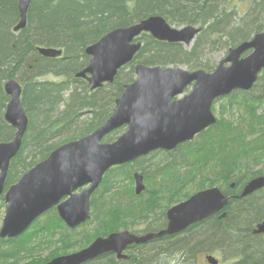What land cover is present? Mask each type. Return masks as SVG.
Segmentation results:
<instances>
[{
	"label": "trees",
	"instance_id": "obj_1",
	"mask_svg": "<svg viewBox=\"0 0 264 264\" xmlns=\"http://www.w3.org/2000/svg\"><path fill=\"white\" fill-rule=\"evenodd\" d=\"M17 2L0 0V143L10 141L14 135V129L3 118L8 102L3 89L5 82L14 79L21 85L22 107L29 121L21 150L10 163L6 187L46 158L56 141L74 140L102 125L112 114L115 99L121 95L123 86L132 82L136 64L211 72L216 64L208 62L205 58L207 54L220 50L226 53L229 48L249 41L264 30V0H32L25 28L15 33L13 29L19 21ZM238 5L243 9H236ZM238 15L241 16L237 18ZM149 16H160L170 26L197 25L200 31L188 49L181 44L160 42L148 34H142L139 38L142 46L133 61L119 70L112 84L97 90L91 91L84 82L74 79V74L88 64L89 58L85 54L88 46L111 30L133 25ZM41 47L62 50V58L39 56L36 49ZM262 74L254 87L260 84L262 96L259 92V96H253V88L246 93L233 94L228 99L229 108L226 111L230 112L233 108L238 110V123L241 126L237 124L236 127L240 126L238 128L241 130L232 123L218 121L191 143L179 146L172 157H177L179 162L187 157L201 161L204 158L201 154H208L214 148L205 151L206 148L199 144L198 157L188 148L203 137H208L212 145L221 143L222 138L224 143H231L241 137L240 142L246 144L258 142L257 136L263 138L264 132L260 130L264 129V72ZM48 77L53 80H48ZM254 107L261 110L262 117L255 116ZM240 109L246 111L247 115L252 113L255 121L249 122ZM227 128L232 129L229 132ZM223 129L226 130L223 132ZM254 129H258L255 131L257 136L252 134V140H246ZM119 132L111 133L104 141H111ZM256 152L252 150L253 154ZM152 155L121 166L109 175L107 172L91 196L92 219L89 223L98 215L105 217L107 214L100 212V209L113 204L109 196L105 197V183L115 177L117 171L125 172V175L139 172L153 179L170 169L168 161L160 162L159 168H156L154 160H151ZM161 156L169 158L164 154ZM182 167H186V164ZM149 170L152 172L148 173ZM231 191L224 188L225 194L235 193ZM164 198L158 210L156 205L151 207L148 203L144 204L137 218L143 225L140 231H131L133 222L119 223L113 226L112 231L130 229L135 234L159 231L168 209L166 206L170 203L167 197ZM225 210L227 216L222 220L213 216L203 221L196 230L147 245L129 247V262L107 255L85 264H198L199 258L196 257L202 253L216 255L220 258L219 264H264V248L260 242L263 239L260 236L255 239L251 234L253 226L264 217V192L244 199H230ZM159 217L162 220L155 219ZM60 229L68 231L57 213L49 211L17 239L0 240V248L6 245L14 249L13 255H19L25 251L24 247L39 243L45 235L53 232L50 230ZM86 242L85 247L90 240ZM5 255L6 252L0 251V258Z\"/></svg>",
	"mask_w": 264,
	"mask_h": 264
},
{
	"label": "water",
	"instance_id": "obj_2",
	"mask_svg": "<svg viewBox=\"0 0 264 264\" xmlns=\"http://www.w3.org/2000/svg\"><path fill=\"white\" fill-rule=\"evenodd\" d=\"M31 1L18 0L19 21L14 32L25 28ZM198 32L199 28L195 26L172 28L160 16H149L133 25L116 28L85 49L89 62L76 77L85 79L94 91L113 83L118 71L132 62L141 48V43L136 42L140 34L147 33L160 42L189 46ZM37 50L48 58L61 54L52 49ZM262 70L264 30L250 41L228 49L210 73L137 64L135 79L123 87L112 114L102 125L91 134L55 149L4 192L10 162L19 153L28 126L20 99L21 86L14 79L6 82L4 92L9 101L4 119L15 133L12 140L0 143V199L5 204L0 239L17 238L54 207L69 229L84 224L90 219V197L111 167L131 163L154 151H172L191 141L215 125L211 112L213 102L236 91H248ZM190 85L191 92L175 100ZM122 127L126 130L115 142L102 143L105 136ZM135 179V193L139 195L143 191L142 180L137 176ZM84 187L88 188L76 193ZM262 187L264 178L255 179L241 197ZM226 200L217 189L199 192L167 211V226L162 231L142 236L127 231L114 232L96 238L80 252L45 264H85L109 254L119 258L129 246L178 235L220 211ZM255 233L264 234V222L257 226ZM206 260L208 264H218L212 257Z\"/></svg>",
	"mask_w": 264,
	"mask_h": 264
},
{
	"label": "rangeland",
	"instance_id": "obj_3",
	"mask_svg": "<svg viewBox=\"0 0 264 264\" xmlns=\"http://www.w3.org/2000/svg\"><path fill=\"white\" fill-rule=\"evenodd\" d=\"M239 8L240 10L243 7L239 5L236 6V9ZM241 15H238L239 18ZM225 52L220 51H211L209 54L206 55V59L208 62L217 63L224 58ZM263 75V74H262ZM135 76V75H134ZM133 76L132 81L135 79ZM130 84V83H129ZM259 85V84H258ZM260 90V85L257 88L252 90L256 96ZM190 89L188 88L185 93H188ZM225 104V103H224ZM223 104V105H224ZM227 106V104H225ZM218 105L216 109H218ZM229 112H224L222 114H215L217 121L219 122H227L232 123L233 125L238 124V111L237 109L233 108L231 114ZM230 120L232 122H230ZM258 129H254L251 132V135L248 136L246 140L252 139V134H255V131ZM264 132V129H260ZM259 130V131H260ZM258 131V132H259ZM123 131L119 132L117 137L120 136ZM241 137L236 142L225 143L227 146H230L228 152L226 154L220 155L217 159H214V163L216 160V165L225 162V159L235 158L238 153L237 150H240L243 145L246 143L240 142ZM244 139V138H243ZM261 142L264 143V137L260 139ZM61 141H56L55 144H59ZM252 144V143H251ZM254 145V144H253ZM223 145L221 144V147ZM255 146V145H254ZM189 149V148H188ZM222 149V148H221ZM256 151H264L261 149H254ZM225 151V150H224ZM158 159V158H157ZM190 161H197L194 157L189 158ZM151 160H154L151 159ZM199 159L197 163H194V167L181 171V170H174L172 174L169 176L168 181L161 182V183H147L146 184V192L140 196H134L133 194L129 193V186L126 184L124 188L126 192L129 194L124 196L123 198L119 199V196L114 200L113 204H111V213L107 214L105 217H101L97 222L88 224L86 226H82L81 228L74 230V231H67L64 229L53 231L52 233L45 235V237L39 240V243L30 244L27 247H24V252H20L18 256L20 258H0V264H45L56 257L69 255L79 251L80 249L84 248V244H86L88 240L90 242L96 238L97 236L106 235L112 232L113 226L121 223H134L135 219L143 211L144 204L151 202L155 197L163 196L165 197L167 194L181 191L182 189L186 188L184 192L187 190H192L194 185L196 189L199 188H206V183L209 180H215L220 187L222 183H232L234 182L238 176L244 173L250 167H254V170H264V161L263 164L251 165L249 163H232V167L229 165H221L216 166L213 170H202L199 167ZM154 163V162H153ZM158 163V162H155ZM154 163V165H155ZM162 163V162H161ZM160 163V164H161ZM157 165V164H156ZM211 165V164H210ZM208 166L206 169H208ZM235 170V171H234ZM256 172L250 173L252 176ZM126 182V181H125ZM194 182V185H193ZM130 191H133V185H130ZM187 198V197H186ZM5 205H0V226L1 221L4 215ZM87 246V245H86ZM8 250L12 253L14 249L8 248ZM222 264V263H221Z\"/></svg>",
	"mask_w": 264,
	"mask_h": 264
},
{
	"label": "bare ground",
	"instance_id": "obj_4",
	"mask_svg": "<svg viewBox=\"0 0 264 264\" xmlns=\"http://www.w3.org/2000/svg\"><path fill=\"white\" fill-rule=\"evenodd\" d=\"M17 6H18V2H17ZM186 26H195V27H198L197 25H184V26H180V27H176V26H172L173 28H175V29H180V28H182V27H186ZM142 34H146V33H142ZM142 34H140V36L137 38L138 40H139V38L141 37V35ZM140 41V40H139ZM41 48H44V49H52V50H56V51H60L61 52V54L59 55V57H56L57 59H59V58H62V50H60V49H56V48H52V47H41ZM36 52H37V54L39 55V56H41V57H43V58H48V57H44V56H42V55H40L39 53H38V50L36 49ZM56 58H50V59H56ZM86 67V66H85ZM84 67V68H85ZM84 68H82L81 70H79L78 72H76L75 74H74V79L75 80H80V81H82V82H84L88 87H89V85H88V83L86 82V80L85 79H83V78H78V77H76V75L77 74H79ZM48 80H53V78L52 77H48L47 78ZM259 84V83H258ZM260 85V84H259ZM259 85L257 86V87H259ZM256 87V88H257ZM3 88H4V86H3ZM101 88V87H100ZM250 90V89H249ZM235 94H239V92H236ZM259 94L262 96V94H261V92L259 91ZM257 96H259V95H257ZM236 97H238V99H240V97L239 96H236ZM9 101V100H8ZM237 101H239V100H237ZM23 108V107H22ZM255 108V107H254ZM23 111H24V113H25V115H26V117H27V114H26V111L24 110V108H23ZM240 111V113L241 114H244V115H242V116H247L246 118H248V121L249 122H252V121H255V119H254V117L252 116V113H248V115H247V112L246 111H243L242 109H240L239 110ZM254 114H255V116H258V117H262V115H263V113L261 112V110H258V108L256 107L255 108V112H254ZM27 119H28V117H27ZM29 121V120H28ZM15 133V132H14ZM109 135H111V134H109ZM108 135V136H109ZM263 137H264V134L262 135ZM82 137H84V136H82ZM82 137H79V138H76V139H74V140H70V141H67V140H62L59 144H52L53 146H52V149H51V151H50V153L51 152H53L55 149H57V148H59V147H61V146H63V145H65V144H67V143H70V142H74V141H77L78 139H80V138H82ZM221 138V137H220ZM257 138L259 139V141L258 142H248L247 144H251L252 143V145L253 144H255V143H259V142H261L260 141V139H262V137H259V136H257ZM118 139V137L116 136V137H113V139L111 140V141H109V142H107V143H113V142H115L116 140ZM252 140V139H251ZM222 142L221 143H214L213 145H212V143L211 144H209V139H208V137H203L201 140H199L197 143H195V144H192L190 147H189V149L188 150H192V151H194V154H196V157H198L199 156V153H198V151L200 150V148H199V144H200V146L202 147V148H206L205 149V151L206 150H210V148L211 147H213L214 148V150H212V152H209L208 154L207 153H203V154H201V155H203V159L199 162V167H200V169H202V170H213V169H215V167L216 166H221V165H229V166H231L232 167V163H240V164H242V163H249V164H251V162L249 161V157L247 156V155H245L244 154V152H249V151H247V150H245V149H243V148H241L240 150H237V153H238V155L235 157V158H231V159H225V162H221V163H219V164H217L216 165V160H215V163H214V159L216 158H218L220 155H223V154H226L227 152H228V149H229V147L231 146H227L225 143H224V139L222 138V140H221ZM221 144L223 145L222 147H221ZM229 144V143H228ZM212 145V146H211ZM51 146V145H50ZM21 147H22V144H21ZM222 148V149H221ZM20 150H21V148H20ZM225 150V151H224ZM183 157H184V154H183ZM186 157V156H185ZM158 158V159H157ZM190 157H187L186 159H184V158H181V161L179 162V159L176 157V158H174V156L172 157H167L164 161H168V164L170 165V169L169 170H167V171H165V172H163V174L162 175H158V176H156L155 178H153V179H148V178H146V176H143L141 173H139V172H131V174L130 175H125V172H120L119 173V171H117V173L118 174H116L115 175V177H113V178H110V179H108V180H106V183H105V192H107L106 194H105V197L106 196H109L108 198H111V200H115L118 196H120V195H124V194H122V193H125V195L127 196L129 193H131V195L133 194L134 196H136V193H135V190H136V179H135V176H137V177H140L141 178V180H142V185H143V191L139 194V196L140 195H142V194H144L145 192H146V184L147 183H161V182H166V181H168V179H169V176L172 174V172L174 171V170H181V171H184V170H187V169H190V168H193L194 166V163H197L198 162V160L197 161H195V160H193V161H190V159H189ZM195 158V157H194ZM252 158H255L254 156H252ZM178 161H177V160ZM196 159V158H195ZM158 160H160V157L159 156H157V157H154V161H158ZM184 160V161H183ZM261 164V161H259V160H257V161H254L253 159H252V164L251 165H257V164ZM156 164H160V163H155V165ZM171 164H173V165H171ZM183 164H186V167H182L183 166ZM211 164V165H210ZM157 167L156 168H159V166L158 165H156ZM193 166V167H192ZM208 166H210L208 169H206ZM121 166H114V167H111L110 169H109V171H108V175L111 173V172H115V170H117V169H119ZM235 171V170H234ZM149 172H152L151 170H149L148 171V173ZM252 172H256V173H254L253 174V176L250 174V173H252ZM150 176V175H149ZM148 176V177H149ZM238 178L241 180V181H237V179L234 181V182H232V183H226V180H225V183L223 184V186L222 187H219L218 186V183H217V181H215V180H209L207 183H206V188H201V189H196V186L194 185V182H193V185H194V187H193V189L190 191V190H187L186 192H184L185 191V189L186 188H184V189H182L181 191H178V192H173V193H170V194H167L165 197H167L170 201V203L168 204V206H166L168 209H171V208H173V207H175V206H177V205H179V204H181V203H184V202H186V201H188L192 196H194L195 194H197V193H199V192H203V191H206V190H211V189H217L218 191H220V193L227 199L226 200V204H225V206L220 210V211H218V212H216V213H214L213 215H211L210 217H208V218H206V219H209V218H211V217H213V216H215L218 220H222V219H224V218H226V216H227V210H225L226 209V207H227V205H228V203H229V200L230 199H244V198H247V197H249V196H252V195H254V194H256V193H262V192H264V187H262V188H260V189H257V190H255V191H253L252 193H250V194H248V195H246V196H244V197H241V194L243 193V191H244V189L247 187V185L250 183V182H252L253 180H255V179H258V178H264V170H254V167H250L249 169H247L244 173H242V174H240L239 176H238ZM126 181V182H125ZM128 185L129 186V193L128 192H126V190H125V188H124V185ZM221 184V185H222ZM237 184H239V185H237ZM130 185L132 186L133 185V191H130ZM237 185V186H236ZM229 186V187H228ZM229 188V190L231 191V190H234V192L235 193H233V194H231V195H229V194H225V192H224V188ZM232 192V191H231ZM187 197V198H186ZM184 198V199H183ZM120 199V198H119ZM181 199V200H180ZM179 200V201H178ZM164 201H165V198L163 197V196H158V197H155L151 202H149L148 204L152 207V206H155V205H158V206H162V204L164 203ZM103 211V212H102ZM100 212H102V213H105V214H109V213H111V204L110 205H106L105 206V208H101L100 209ZM223 214H224V216H223ZM99 217H101L102 216V214L101 215H98ZM206 219H204L203 221H205ZM203 221H201V222H199V223H195V224H193V225H191L190 227H188L186 230H184L183 232H181V233H179V235H181V234H183V233H185V232H187V231H191V230H196L198 227H200V224L203 222ZM264 222V217H262L261 218V220H260V222H258L257 224H255L254 226H253V228H252V230H251V234L254 236V238L256 239L257 237L256 236H260V237H262V239H263V241H264V234H257V233H255V231H256V229H257V226L258 225H260L261 223H263ZM29 230V229H28ZM27 231V230H26ZM25 231V232H26ZM51 231H55V230H50L49 232H51ZM24 232V233H25ZM23 233V234H24ZM22 234V235H23ZM21 236V235H20ZM0 240H2V239H0ZM261 239H260V242H261V244H262V247L264 248V242H263ZM88 247V246H87ZM87 247H85V248H82V249H80L79 251H77V252H80V251H82V250H84V249H86ZM0 251H3V253L4 252H6V255H5V257L4 258H20V257H18V256H15V255H13V253H11L9 250H8V247L5 245V246H2V248H0ZM77 252H75V253H77ZM204 255L203 256H201V257H199V256H197L196 258H199L198 259V264H208V262H207V260H206V258L207 257H212V258H214V254H212V253H203ZM104 256H107V255H104ZM115 256V258L116 259H118V260H124V261H126V262H129V260H130V258H128L127 257V251H123L122 253H121V257H117L116 255H114ZM101 257H103V256H101ZM56 258H58V257H56ZM100 258V257H99ZM214 259H216V260H219L220 258H214ZM223 264H229V262L228 263H223Z\"/></svg>",
	"mask_w": 264,
	"mask_h": 264
},
{
	"label": "flooded vegetation",
	"instance_id": "obj_5",
	"mask_svg": "<svg viewBox=\"0 0 264 264\" xmlns=\"http://www.w3.org/2000/svg\"><path fill=\"white\" fill-rule=\"evenodd\" d=\"M252 90V89H251ZM226 129H223V132L225 131ZM227 130H229L228 128H227ZM255 145V146H254ZM254 145H252V144H245V145H243V149H245V150H247V151H249V152H244V154L245 155H247L248 157H249V161L251 162V164H252V159L254 160V161H257V160H259V161H261V164H263V161H264V153H261V151H257L255 154H253L252 153V150H254V149H261V150H264V143L263 142H259V143H255ZM175 150H172V151H156V152H154V154L152 155V158H154V157H157V156H160V160H158V161H154V163L155 162H158V163H160V162H164V160H165V158H164V156H161L162 154H164V155H167V156H172L173 154V152H174ZM161 154V155H160ZM151 155L150 156H148L149 158L151 157ZM252 156H254L255 158H252ZM134 162V161H133ZM132 163V162H131ZM153 163V164H154ZM128 164H130V163H128ZM125 165H127V164H125ZM125 165H122V166H125ZM158 165V164H157ZM107 174V173H106ZM105 177V176H104ZM104 179V178H103ZM237 181H241L239 178H237ZM8 187V186H7ZM229 187V186H228ZM226 188V190L227 191H229V192H231L230 190H229V188ZM97 191V190H96ZM95 191V192H96ZM122 194H124L123 196L122 195H120L119 196V198H123L124 196H126L125 195V193H122ZM156 208H157V210H158V208H159V206L158 205H156ZM168 210V209H167ZM167 210L165 211V213H164V216H165V218H164V220H163V225H162V227L159 229V231L160 230H164L165 228H166V226H167V218H166V212H167ZM50 211H55V208H52ZM101 217H99V216H97V218H95V219H93V221H92V223H95V222H97L99 219H100ZM139 219V218H138ZM138 219H136L135 220V222L134 223H132V228H131V231H133V232H136V231H140L141 229H142V227H143V225H142V222L141 221H139ZM155 219H157V220H162L161 219V217H159V218H155ZM154 222H155V220H154ZM136 223V225H134ZM126 224H128V223H126ZM79 229V228H78ZM120 231H123V230H120ZM127 231H130V229L129 230H127ZM132 233V232H131ZM103 237H106V236H103ZM166 238V237H165ZM204 254L202 253V254H199L198 256L199 257H201V256H203Z\"/></svg>",
	"mask_w": 264,
	"mask_h": 264
}]
</instances>
